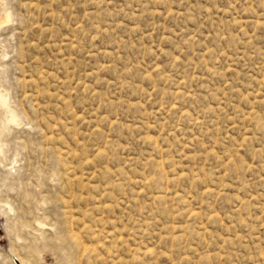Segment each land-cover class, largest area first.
<instances>
[{
    "label": "rangeland",
    "instance_id": "1",
    "mask_svg": "<svg viewBox=\"0 0 264 264\" xmlns=\"http://www.w3.org/2000/svg\"><path fill=\"white\" fill-rule=\"evenodd\" d=\"M6 14L0 264H264V0Z\"/></svg>",
    "mask_w": 264,
    "mask_h": 264
},
{
    "label": "bare ground",
    "instance_id": "2",
    "mask_svg": "<svg viewBox=\"0 0 264 264\" xmlns=\"http://www.w3.org/2000/svg\"><path fill=\"white\" fill-rule=\"evenodd\" d=\"M10 17H11L10 14H6L5 17H4V19L0 20V23H1L2 21H8V20L10 19ZM0 98H1V96H0ZM2 102H3L4 104L7 103V101H6L5 99H4ZM10 112L12 113V114H11V118H10L11 120H16L17 117H20L19 114H18L17 112H15V110L11 109ZM19 122H20V121H19Z\"/></svg>",
    "mask_w": 264,
    "mask_h": 264
}]
</instances>
